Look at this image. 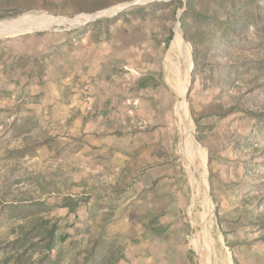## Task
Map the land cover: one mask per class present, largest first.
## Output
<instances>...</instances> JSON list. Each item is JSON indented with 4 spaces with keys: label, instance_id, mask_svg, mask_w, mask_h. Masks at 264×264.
Segmentation results:
<instances>
[{
    "label": "rangeland",
    "instance_id": "374dc122",
    "mask_svg": "<svg viewBox=\"0 0 264 264\" xmlns=\"http://www.w3.org/2000/svg\"><path fill=\"white\" fill-rule=\"evenodd\" d=\"M135 1L0 8V23L69 19L0 35V241L24 222L4 206L43 200L65 236L61 264H202L200 241L219 264H264V0H192L185 17L189 0H147L114 20L113 6ZM177 28L205 166L188 153L166 75ZM187 60L175 53L186 75Z\"/></svg>",
    "mask_w": 264,
    "mask_h": 264
},
{
    "label": "trees",
    "instance_id": "16d2710c",
    "mask_svg": "<svg viewBox=\"0 0 264 264\" xmlns=\"http://www.w3.org/2000/svg\"><path fill=\"white\" fill-rule=\"evenodd\" d=\"M72 1L80 4L83 0ZM19 2L20 0H0V8L4 10L13 9L14 12H17L19 9H24ZM253 3L255 4V2ZM100 8H103V6L98 5L93 8L81 9H92L94 11ZM190 9H192V0L187 3L184 17ZM123 15L125 13L115 16L114 20ZM261 29L264 30V25ZM147 80L148 78L141 80L142 87L148 86ZM153 85H156V83L154 82ZM62 206L71 208L69 203ZM3 210L9 217H19L24 222L18 225L17 235L14 238L0 241V253H3V257H0V264H61V253H55V250L60 238L61 241L65 240V236L59 237L57 221L46 216L51 207L45 201L34 200L27 203L7 204ZM97 244L88 253L87 260L89 256H95Z\"/></svg>",
    "mask_w": 264,
    "mask_h": 264
},
{
    "label": "bare ground",
    "instance_id": "6f19581e",
    "mask_svg": "<svg viewBox=\"0 0 264 264\" xmlns=\"http://www.w3.org/2000/svg\"><path fill=\"white\" fill-rule=\"evenodd\" d=\"M119 6H116L112 9H116ZM110 9L111 14L113 10ZM69 21L68 18L65 17H55L51 15H46V14H41V15H25L22 17H19L17 19H14L12 21L6 22V23H0V35L6 34V33H17L21 32L24 30H29L34 27L36 28H45L49 27L52 25H57L60 23H64ZM81 22V21H77ZM179 51L181 52L188 60L187 64V75L184 72L178 71L175 61H174V56L175 53ZM190 50L188 49L187 43L185 42L180 28H177V36L174 42V45L171 47V49L168 51L166 59H165V68H166V75L171 83L172 86H174L178 92L182 96V102L179 104L178 109H177V119H178V124H179V130L181 132V135L183 139L187 142V150L188 153L194 156V161L196 162L197 158H201L203 165H206L207 161V153L206 150L204 149L203 146H201L195 136H194V129H193V122L192 118L190 116L189 110H188V105L185 99V93L187 90L188 82L190 79L189 71L191 69V61H190ZM206 172H203V184L205 187V190H208V181L206 180ZM208 194V193H207ZM207 197V196H206ZM208 200V197H207ZM207 222H208V215L212 212L213 210V205H210L209 200H208V205H207ZM205 226L203 232L206 231ZM212 249L215 250L214 244L212 245ZM199 251L201 254V263L202 264H219V259L218 257L212 258L209 255V252L205 250L204 242L200 241L199 244ZM214 256H216V252L214 253Z\"/></svg>",
    "mask_w": 264,
    "mask_h": 264
},
{
    "label": "water",
    "instance_id": "95a60500",
    "mask_svg": "<svg viewBox=\"0 0 264 264\" xmlns=\"http://www.w3.org/2000/svg\"><path fill=\"white\" fill-rule=\"evenodd\" d=\"M144 1H147V0H137V1H135V2H130V3H126V4H121V6H119L118 8H116V9H112V10H113V12H112V16H113V15H117V14H119L121 11H123L124 9L130 7L131 5H134V4H137V3H140V2H144ZM184 2L186 3L187 0H184ZM117 6H118V5H117ZM113 7H115V6H113ZM111 8H112V7H111ZM104 10H106V9H104ZM104 10L99 11V12H95V13H90V14H88V15L91 16V17H89V19L85 20L84 22H77V21H75V22H73L69 27L79 26V25H82V24L88 23V22H90V21H93V20H95V19H97V18H100L101 16L98 15V14H100V13L103 12ZM183 10H184V9H182V10L180 11L179 16L182 14ZM76 18H77V16L74 17V19H76ZM179 25H180V23H179ZM41 30H44V29H41ZM189 86H190V85H189ZM188 90H189V88H188Z\"/></svg>",
    "mask_w": 264,
    "mask_h": 264
}]
</instances>
